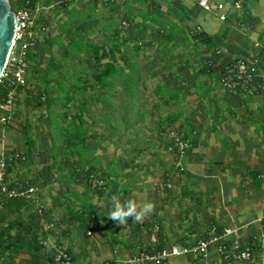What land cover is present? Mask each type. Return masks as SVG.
I'll return each instance as SVG.
<instances>
[{"label":"crops","instance_id":"0c3cea01","mask_svg":"<svg viewBox=\"0 0 264 264\" xmlns=\"http://www.w3.org/2000/svg\"><path fill=\"white\" fill-rule=\"evenodd\" d=\"M197 1L183 6L180 2L168 4L167 9L160 0H85L79 5L70 0L67 5L56 4L58 1L51 5L58 13L63 7V19L59 14L56 17L60 22L82 17L78 24L71 22L73 29L79 28L86 42L105 47L112 38L114 18L118 14L123 18L125 11H131L134 20L128 30L123 33L118 29L121 41L128 37L129 79L117 72L115 83L122 88L114 87L116 91L110 94L97 90L96 98L86 96L88 88L83 96L102 102L103 108L111 94H117L126 98L127 106L110 110V114L117 112V117H108V112L92 116L91 105L84 101L82 109L87 135L92 119L110 130L109 134L122 131L128 142L122 147L119 135L108 156L97 143L109 134L94 132L86 145L95 147L93 155L97 157L89 155L83 165L79 164L84 170L89 167L90 173L71 171L69 162L78 160L77 153L64 154L60 143L54 145L53 140L44 143L54 148L48 165H42L31 177L19 178L10 171V181L34 180L31 184L39 187L23 216L27 219L30 213H37L34 229L45 235L44 248L42 261H32L30 253L23 250L11 259L4 254L0 264H53V257L63 249L70 252L74 264H247L225 261L214 251L199 259L186 254L161 263L128 262L141 249L191 245L227 227L237 228L234 237L242 242L255 241L259 250L250 262L264 264V78L260 76L264 73V0H242L241 8L229 10L226 18L220 19L224 23L209 31L199 23L189 24L191 17L203 10ZM171 5L178 17L175 40L147 43L159 28L152 15L170 21ZM144 12L148 16L143 21ZM197 30L212 36L209 45L192 37ZM55 35L61 37L65 32L57 25L51 30V36ZM62 38L66 43L65 36ZM47 47L62 56L58 41ZM124 47L122 42L119 51ZM149 52L153 55L150 59ZM174 52L188 55L182 58L178 54V59ZM139 53L146 59H138ZM251 55L259 60L257 74L248 89L234 88L235 60ZM91 57L90 51L80 54L81 59ZM77 60H67V65L87 63ZM123 63L118 60L115 64L124 66L126 72L129 66ZM59 67L57 64L56 69ZM62 80L67 82L71 76ZM83 82L89 80L84 78ZM128 82L129 89H125L123 84ZM19 99V107L27 108L25 100ZM122 113L130 119L121 118ZM175 136L190 146L181 152ZM57 153L63 155L58 159ZM22 158L16 157L12 165ZM48 166L53 171L42 184L45 178L40 171ZM114 196L122 201L134 199L138 205L150 201L154 208L139 220L129 216L126 223H120L107 214Z\"/></svg>","mask_w":264,"mask_h":264},{"label":"trees","instance_id":"16d2710c","mask_svg":"<svg viewBox=\"0 0 264 264\" xmlns=\"http://www.w3.org/2000/svg\"><path fill=\"white\" fill-rule=\"evenodd\" d=\"M139 1L149 2L150 0ZM10 2L15 11H18L21 8H28L32 12H35L33 25L30 27L33 32L35 45L29 47L27 51V59L29 62L27 72L32 71L35 75L39 74L41 77L40 80H33L34 85L32 87H28L27 81L29 79L26 75L25 85L16 86V95L14 100L15 112L13 119L16 120L19 116V105L21 103L19 98L21 93L24 94V100L28 107L36 108L43 105L46 106L47 111L51 115L49 117L51 125H53L55 121L58 123V142L62 144L63 153L67 154L75 151L78 155V160L74 163L68 161L69 164L72 163L73 165L71 171H77L79 169L80 173L83 171L90 173L88 169L89 167H86L84 170V167L80 168L79 166V164L83 165V160L89 155H93L95 149L93 146L88 147L86 145L88 135L86 132L85 121L82 118V109L85 108L82 97L86 94L88 88L96 92L97 90L103 89L106 94L116 91L114 86L116 84L115 82L118 81L115 77L117 72H123V76L129 79L132 67L128 57L129 44L126 41L128 40V37L124 38V41H121L119 38V30L114 28L111 35L112 38L108 41V45L106 47L104 45L86 42L84 37L79 35V28L73 29L74 25L71 23L76 21L78 24L82 17H72L70 20H65L64 22H60L59 19H56L55 22L57 23L60 32H65V35H61V37L57 35L51 36V22L45 19L42 11L44 8L53 5L55 0H10ZM69 2L70 0H59L56 4L67 5ZM37 8L39 11H37ZM141 16L144 21L147 18L148 13L144 12ZM151 18H153V21L158 24L159 28L158 33H154L155 35H152L151 39L146 41L147 43H153L155 41L158 43H164L166 41L175 40L177 32L176 29L178 28L177 24L162 20L161 18L159 19L156 14H153ZM123 20H125L127 24H131L133 22L134 17H132L131 11L127 10L124 13ZM143 21H139L138 23L142 24ZM68 24L71 26L70 28H67ZM167 24L170 29L166 27ZM39 30H41L45 36L43 41H40L37 37ZM64 36L66 43H64V38H62ZM192 37L196 41L207 45H209L213 40L211 35L200 30L193 33ZM57 41L59 47L62 49L61 57L55 55L51 49H48L47 47L48 44L51 46L53 42ZM122 42L125 47L122 51H119ZM139 45L140 44H137L138 47ZM86 51H90L92 57L90 59H81L80 54ZM74 58H77V61H80V63L85 61L88 64H80L77 66L74 61L71 66H68L67 60L72 61ZM104 58L107 60L102 61ZM118 60H122L124 65L127 64L129 66L126 72L124 66H117L115 64ZM57 64L60 65L58 70L56 69ZM67 75L71 76V80L64 82L62 79ZM84 78L89 80V83L83 82ZM54 79L55 81L53 82ZM7 86L6 81L0 80V93L2 96H5L7 93L9 88ZM129 86V82L123 84L125 89H129ZM125 89H123V91ZM74 100H78V104L76 106L79 107V110L72 115L70 122L63 126L61 122L66 119L67 111H57V103H60L61 106H67ZM126 101V98L122 99L123 103ZM91 102H94L93 99ZM111 102V99L108 98L106 103L109 104V107ZM110 110H112V108ZM110 110L108 112H110ZM112 115L113 114L108 113L107 116L110 117ZM57 117L59 119H57ZM107 121H109V119H107ZM9 125V121L3 123L0 122V136L2 135V130ZM111 125V128H114L113 124ZM25 126L26 128H29L30 124L26 123L24 127ZM94 136L95 135H91L92 138H94ZM33 141L34 139L31 137L27 139L30 147L33 144ZM81 146H83V149L80 148ZM55 151H57V148ZM6 156L8 159L6 181L8 182V185L11 186L18 183H15L16 180H9V173L13 169V160L16 159V157H20V154L19 156L15 154ZM93 156L94 158L97 157L96 155ZM52 171L53 169L51 166H48L40 171V174L44 175L43 177L45 178L42 179V184L48 182L47 177ZM28 183H34V180H30ZM31 201L32 200L30 198L25 196L0 198V258L4 256V254H8L11 259L17 256L21 251L26 250L30 253L32 261H42V252L44 248L43 240L45 235L39 234L34 229L35 221L38 219L37 213H30L29 217L27 215V219L23 216V210L31 207ZM220 232L222 231L216 233ZM162 248L164 247L157 245L154 247H148L147 249H144V251H157ZM245 248H249L251 251L252 259L255 257V253L259 250V245L255 241L248 239L245 242L241 241L240 249ZM66 251L70 254L68 250ZM200 257L201 256H196L197 259ZM222 258L225 261H231V259ZM247 262L245 263L254 264L253 262L251 263L250 260Z\"/></svg>","mask_w":264,"mask_h":264},{"label":"built area","instance_id":"2783aa9c","mask_svg":"<svg viewBox=\"0 0 264 264\" xmlns=\"http://www.w3.org/2000/svg\"><path fill=\"white\" fill-rule=\"evenodd\" d=\"M184 1V0H174ZM198 6L205 11L215 10L220 19H225L227 12L233 8H241L242 0H198ZM37 11L38 8H37ZM17 12L18 21L13 43L8 52L5 66L0 75V80L7 82V93L2 96L0 93V122L10 121L14 117V100L16 95V86L25 85L26 73L29 65L27 59L28 48L35 45L33 32L30 27L33 25L35 12L28 8H21ZM259 60L253 55L241 57L235 60V73L232 85L234 88L242 87L248 89L250 83L258 72ZM260 76L264 78V73ZM176 144L181 152L190 146L187 140L178 136L174 137ZM15 155L19 156L18 153ZM8 159L4 153H0V198L25 196L35 200V194L39 187L37 184L27 182H18L15 185H8L6 181V169ZM264 218V217H263ZM237 228L227 227L222 232H212L208 237L199 239L191 245H171L157 251L141 250L134 254L128 262L143 263L154 262L161 263L172 256L193 254L195 256L207 257L214 251L225 259L231 261L247 262L251 260V251L249 248L240 249L241 240L234 237ZM53 264H74L71 255L66 250H60L53 257Z\"/></svg>","mask_w":264,"mask_h":264},{"label":"rangeland","instance_id":"374dc122","mask_svg":"<svg viewBox=\"0 0 264 264\" xmlns=\"http://www.w3.org/2000/svg\"><path fill=\"white\" fill-rule=\"evenodd\" d=\"M55 1L57 2L59 0H55ZM84 1L85 0H76V4L79 5V3L80 4L84 3ZM191 1L192 0H184V1H181L179 5H181V6L188 5ZM160 2H161V5H163L162 7H164V8L168 7V4L178 3L177 1H174V0H160ZM174 7L175 6L171 5V10H169V12H171V14H170V16H167V17L170 19L171 23L178 24V17H177V12H176L177 10H175ZM59 10H61V11L58 13V9L54 8V6L50 5L49 7L44 8L42 11L45 19L51 22V25H50L51 30L52 29L56 30V28H57V25H56L57 23L55 22L57 16L60 15V17H62V19H63V16H64L63 7H60ZM84 10H85V8H84ZM106 11H108V10H106ZM122 11L124 12L125 8H123ZM97 13H98V11H97ZM116 18H117V20H116ZM114 19H115L113 21L114 26H115L114 28L120 29L121 32L125 33L130 26L129 23L127 24V22L125 20H123L122 15L120 16L119 14ZM196 23H199L203 28H205L206 30L209 31L211 29V27H213V26L220 27V25H222L224 22L220 20L219 14L215 10H212V11L198 10V15L196 16V18L191 17L189 24H190V26H194V25H196ZM37 37L40 41H43L45 36L42 33V31L39 30L37 33ZM98 38L99 37H96V40H98ZM181 41L182 40H180V42ZM182 43H186V42L182 41ZM184 46H186V44ZM54 52L56 54L55 50H54ZM139 54L140 55L138 56V59H140V58H142L143 60L146 59L143 57V55H141V53H139ZM146 54L147 55L149 54L148 58L150 59V56L152 55V53L149 52ZM174 54L176 55V58H178V59H179L178 54L182 58H184L185 55H188L187 52H178V54L174 52ZM129 55H130V52H129ZM138 59H136V60H138ZM26 75L29 79L27 81L28 87H32L34 85L33 80H35V79L40 80V78H41L39 74L35 75L32 71L27 72ZM117 86L119 88H122V87H120L121 85H118V84H115L114 87H117ZM89 94L93 95V97L96 98V91H93V90L90 91V89H89L86 96H89ZM121 97L122 96L117 95V94H111L112 103H110V106H111V108H113V110H114V107L117 105H121V106L123 105L121 107V110H122V108L127 106L126 104L128 102L123 103L124 101L122 102ZM20 98L24 99L23 93L20 94ZM89 98L88 97L87 98L82 97V101H84L85 105L86 104L91 105L90 114L92 116L96 115V114L101 115L102 113L108 112L111 109L109 107L108 103H106L103 108H100V106H102L101 105L102 102L97 101V100L96 101L94 100V102H91V100ZM77 102H78V100H74L67 106H61L60 103L57 104V108H56L57 111H67L66 119L61 122V124L63 126L67 125L70 122L71 117H72L71 115L78 112L79 107L76 106L78 104ZM120 102H121V104H120ZM19 109H20L19 110V116L17 117V119L16 120L15 119L10 120L9 121L10 125L2 130V135L0 136V153H4L5 155H12V154L18 153V154H20L21 158H22V155H24V159L22 158L20 161L15 162L13 169H12L13 170L12 176L17 175L19 178H24L26 176L31 177L33 175V173H36L37 170L40 169V167L42 165L43 166L48 165L49 161H51V160L50 159L47 160V158L48 157L50 158V152L54 153V148H52L49 145H45V144L46 143L49 144V141H51V140H53L54 145L57 144V141L59 139V135H58L59 132L57 130L58 123L56 121L53 123V125H51L50 120H49V117L51 115L47 111L46 106L43 105L41 107H36V108H31V107L24 108L23 106H21V108L19 107ZM123 112H125V111L123 110ZM114 114L117 117L118 113L114 112ZM82 115H83V113H82ZM120 117L123 119H126V120L130 119V118H127V116H125L124 113H122V115ZM57 119H59V118L57 117ZM26 123L30 124L29 128H26V126L24 127V125ZM85 126H86V123H85ZM87 127H88V125H87ZM122 129H123V127H122ZM89 130L91 132V133H88V139H90V141L93 139V138L91 139L90 137H91V135H93L94 132L96 133L97 131H102L106 136L110 132V130L103 129L102 126L99 125L95 120H94V122H92V119H91V122H89ZM48 131H49V135H48ZM119 135L122 136L121 142L123 141V143L121 145H122V147H125L126 146L125 143L128 142V139L126 138L127 135L125 133H123L122 131L121 132L119 131L115 134H109L110 137H106V140L98 139L97 145H98L99 149L104 146V148H105L104 151L107 153L108 156H111L113 153V150H114V146L117 143V138ZM147 135H149V133L146 134L144 140L147 138ZM29 137L33 138L34 141L37 142L36 145H38V148L36 147V145H34V143H33V146L31 148L29 147L28 142H27V139ZM60 146L62 147V144H60ZM51 148H52V150H51ZM80 148L83 149V146H81ZM58 151H60L59 147H58ZM59 153H61V151ZM117 154H118V152H117ZM123 154H124V152H123ZM56 155H57L56 158L59 159V156H61L63 154L57 153Z\"/></svg>","mask_w":264,"mask_h":264},{"label":"water","instance_id":"95a60500","mask_svg":"<svg viewBox=\"0 0 264 264\" xmlns=\"http://www.w3.org/2000/svg\"><path fill=\"white\" fill-rule=\"evenodd\" d=\"M17 21L18 15L10 0H0V75L14 40Z\"/></svg>","mask_w":264,"mask_h":264},{"label":"clouds","instance_id":"9594fccd","mask_svg":"<svg viewBox=\"0 0 264 264\" xmlns=\"http://www.w3.org/2000/svg\"><path fill=\"white\" fill-rule=\"evenodd\" d=\"M153 208L154 205L150 201H145L142 205H138L134 199L122 201L119 196H114L107 214L117 222L126 223L129 216L139 220L151 212Z\"/></svg>","mask_w":264,"mask_h":264}]
</instances>
